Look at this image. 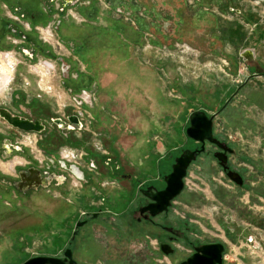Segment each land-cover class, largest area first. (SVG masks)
<instances>
[{"label": "rangeland", "instance_id": "374dc122", "mask_svg": "<svg viewBox=\"0 0 264 264\" xmlns=\"http://www.w3.org/2000/svg\"><path fill=\"white\" fill-rule=\"evenodd\" d=\"M96 1L102 8L106 6L104 0ZM155 2L158 12L147 13L141 10L143 21L149 25V28H145L142 34L143 44L133 45L132 50L140 57L142 69L147 72L143 76L144 80L147 77L151 78L154 72L157 74L155 81L159 80L162 88L151 84L149 88L151 97H145L146 102L138 106V112H143L146 118L154 120L155 116H149L153 115L150 113L149 105L153 104L154 108L159 105L164 106L168 100V115L161 116L157 120H170L171 129L173 130L174 126L176 136H179V132L184 136L182 140H176V150L172 152V157H166L161 161L158 172L160 174L151 173L149 169L147 172L144 167H140L139 176L150 174L147 185L163 186V181L156 178L159 175L162 178L171 171L174 159L183 149L198 146L196 141L186 136L185 130L183 132L182 125L185 129L189 125L188 114L196 109L212 114L223 105L221 112L213 119V135L221 139L226 146L233 148L228 164L243 176L241 186L228 179L212 156V150L217 147L206 143L205 151L187 168L184 187L172 201L168 214L166 216L162 214V217L158 216L155 220L161 217L162 222L176 225L182 230L189 226L193 231L192 234H195L191 239H198L199 242L220 240L226 244V251L232 244L239 245L246 242L250 233L263 238L264 75L252 78L248 76L255 72L252 63H258L259 67L263 68L264 61L257 59L247 61L240 56V53L244 49L253 48L258 53L264 54V0H236L234 8H238L240 13L228 11L226 6L223 9H216L213 2L205 1L212 4L213 9L218 12L203 11L200 14L187 6V0H155ZM203 5L208 7L207 4ZM114 11H112L113 15L116 14ZM73 14H76L75 11ZM212 14L217 17L213 18ZM156 17L159 19V33L153 36L159 43L153 44L147 38L149 33H154L151 24ZM121 18L123 22L126 21L125 17ZM232 22L238 23L237 27L242 32L241 37L235 38V44L229 41L232 33L222 39L217 38L218 29L225 25L234 27ZM254 22L257 23L256 28L253 26ZM251 27L256 30L254 34H248L252 32ZM53 31L51 28L54 37H48L50 42L43 41L49 48L51 47L52 54L39 55L34 60H29L20 54L19 39L15 37L13 40L17 42L11 43V47L10 44H7L8 46L0 44L4 49L14 50L18 56L15 78L4 90L5 92L0 94V107L19 116L29 114L31 117L49 119L47 122L51 125L41 133L23 132L22 136L13 137L14 142L20 145V152H25L30 157V163L43 166L44 159L63 160V153L73 150L78 154L82 153L78 167L89 169L91 166L89 157L83 154L84 150L78 146L74 135L70 139L72 144L64 142L63 137L55 136L54 139L49 136L58 130L50 118L60 117L66 120V115L69 113L67 110H70V114H76V106L68 100V97L80 93L74 91L71 94L66 93L68 90L66 86L72 88L67 85L66 78L64 84L60 85L62 80L58 66L60 64L57 63L56 76L53 68L49 70L47 77L51 78L50 82L53 80L62 91L65 89V93H62L63 98L70 102L66 105V109L57 108L55 97L49 94L41 95L48 101L42 106L32 103L33 101L28 103L23 101L25 95L22 93L24 92L22 80L24 78L35 80V87L37 82V76L30 70L29 65L35 66L39 59L55 61L56 56L62 57L61 64L68 63L70 56L68 49L57 39L56 31L55 33ZM38 68L42 69L40 66ZM149 72H152V75ZM121 82L125 83L122 79ZM239 85L241 88L236 92ZM118 86L120 91H125L120 84L116 89ZM28 91L35 92L34 87L31 85ZM122 103L127 104L123 101ZM27 104L47 112L40 113L38 110L31 112ZM87 104L83 103V105ZM0 131L3 134L12 133V127L1 117ZM78 133L81 136L85 135L87 139L84 130ZM150 159L157 164L160 158L151 154L146 164L150 165ZM39 160H42V163ZM25 166V160L20 155L0 159V264H4L6 258L11 255H20L15 251V246H27V253L21 255L24 257L34 252L47 251L53 244L61 246L66 237L60 235L70 231L77 215H82L85 210H96L97 207L104 206L100 198L102 196L100 189L95 188L98 194L96 198L91 200L92 197H88L89 199L85 201L79 181L71 176L64 191L49 189L27 195L20 194L16 189L5 191L4 186L7 185L2 179H17L18 170ZM132 182L137 185L135 180ZM124 185L130 187L126 181ZM111 186H106L109 188L106 190L112 193L122 187L121 184L118 185L119 187L114 184ZM136 193L139 194V191ZM125 198H130V194L121 196L118 203H112L110 211L107 208L104 210L102 218L91 222L90 240L94 248L87 250L90 264H150L155 261V241L162 232L151 222L143 220L137 223L132 215V211L136 208L135 204L133 207H126ZM135 199L138 204L144 202L141 194ZM91 203L94 204L90 206ZM81 204L85 206L82 207ZM241 251L245 256L244 260L250 263L251 259L246 250L241 249Z\"/></svg>", "mask_w": 264, "mask_h": 264}, {"label": "flooded vegetation", "instance_id": "af4514ba", "mask_svg": "<svg viewBox=\"0 0 264 264\" xmlns=\"http://www.w3.org/2000/svg\"><path fill=\"white\" fill-rule=\"evenodd\" d=\"M85 1L86 0H0V44H3V46H8L7 44H10L11 47L12 45L11 43L17 42V40H13V37H15L16 39H19L18 49L20 51V54L29 60H34L36 59V55H37L36 52L39 50V46L37 44H33L32 41L30 40L28 32L30 31L31 25L33 24L37 25L38 22L40 23L43 22L44 18H46L47 15L49 16L55 14L61 15L67 8L76 7L77 11H79L82 14L81 16L83 17L82 19H79L80 25L72 29L75 33L74 35L77 36V38L75 39L77 45L71 47L70 45H66V41L63 37L59 38V41H61V43L64 44L65 47H68V50L70 49L69 50L70 52L73 51L74 53H76V55L79 54V56L82 57L83 59L86 58V61L89 58L90 54L92 53H99L105 55H118V54L123 55L125 53H128V51L130 50V48L128 47L129 45L143 44V36H142L143 30L144 28L148 29L149 25H147L143 21L141 12L143 10H145L147 13L155 12V11L158 12L156 9L157 5L155 0H104L106 3L105 4L106 8H104L105 9L104 13H98L97 10L94 12L90 11L88 7H91L93 4L88 1V5H86ZM205 1L213 2L216 9H223L224 6H226L227 7L226 9L228 11L231 12L235 11L236 13H240V10L238 8H234L236 0H187L188 2L187 6L190 9L198 12L199 14L203 11H209L211 13L217 11L213 9L212 4H208V2ZM203 4H207L208 7L206 6L204 7ZM112 11H114L116 14L113 15ZM116 15L125 17L126 21L123 22L122 18L121 17L118 18ZM212 16L213 18L217 17L215 16V14L214 15L212 14ZM88 18H96L97 20L102 18V20L105 23V27L103 29L97 28L95 25H92V27L89 26L86 27L87 22L88 23L92 22L93 24H95L93 21L87 20ZM246 19H248V17H246ZM120 21L123 24L118 23ZM158 22H159L158 17L152 20L151 26L154 29V33L153 34L149 33L147 38L148 41H150L153 44L159 43L157 38L153 36L154 34L156 35L159 33ZM232 23L234 27H229V26L227 27V25H225V27L218 29L217 38L219 37L220 39H222L225 35L228 36L230 33H232L231 36L232 38L229 41L232 44H235L234 43L235 38L239 36L241 37L242 32L237 27L238 23L236 22H232ZM61 25H62V20L61 18H58L55 21L53 30L56 31L57 33ZM253 26L256 28L257 23L254 22ZM230 28L233 29L230 30ZM255 28L251 27L250 30H252V32H248V34H254V32L256 31ZM78 39H80V42ZM0 50H11V49H4V47L3 48L0 47ZM245 50H250V51L252 50L254 55L255 49L249 48V49H244L243 51ZM242 52L240 53L241 57H242L241 55ZM254 60H256L255 57ZM61 61H62V57L59 56L55 57L56 65L60 64L58 66H59L60 77L62 78L61 84L62 83L64 84L65 80H69L71 65L70 63H65V62L61 64ZM88 64L90 65V61H88ZM251 65L255 72H252V74H250L248 77L252 78L258 76L256 74L257 69L261 70L259 75H264V67L263 68L259 67V64L255 62L252 63ZM66 88H68L67 91L70 92V94L72 93V91L81 92L80 89L75 91V89L73 90L70 87L66 86ZM240 88L241 86L239 85L235 91L237 92V90H239ZM4 90L5 88L0 90V94L4 93L5 92ZM83 90L89 91L85 88ZM73 95L71 94V96ZM85 107L86 105L83 104L80 106L81 112H86ZM223 107L224 105L221 108ZM0 108H4V107H0ZM29 108L31 112H36L38 110L34 106L33 107L30 106ZM221 108L217 109L214 112L215 116L221 112L220 111ZM67 112H69L68 115H70V110H67ZM68 115H66V117ZM74 115L78 117L79 122L81 123L80 127H78L77 125H72L74 129L67 128L66 124L68 123V121L66 119L63 120L65 122L64 125H62L63 127H59L56 124V128L58 129L57 132L49 134V136L53 137L54 139H56L55 136H58V138L63 137L62 139H64L63 140L64 142H67L68 144H72L70 139L73 136V132H80L83 130L84 133L88 132L87 131V126L89 125L88 120H84V116L82 117V119H80L78 112H76V114ZM21 117L28 118L30 120H41V122L45 125V129H47V127L51 125L50 122H47V120L49 119H45L42 117L35 118V117H31L29 114H25ZM50 120H52V118H50ZM212 133H213V125H212ZM214 138L217 139L219 142L223 143L221 139L216 137ZM0 139H1L0 158L11 157L14 156V154H20L25 158L29 157L25 152H20L19 150L20 148L19 149L15 148L16 146L18 147V145L14 142L12 133L5 134L4 137L0 136ZM206 143H209L214 147H217L216 144L211 143L209 141H205L204 150L200 152L197 155V157L205 151ZM197 144L198 146H193L190 149L193 150L196 148H200L201 143L197 142ZM50 147H53V145H50ZM227 147H229V145ZM231 149L233 150V148ZM222 151H223L222 149L217 147L215 148V150H212V156L215 158L218 165L227 175L228 171H235L232 168H230L228 164L229 156L232 155L233 151L232 152L226 151L224 152V154L221 155V157L224 158L225 160L224 165L226 166V169L223 168V166L220 164L216 156L219 155V153H222ZM88 161L91 165V166L89 165L90 168L82 169L72 163H68L60 159L56 161L52 159L47 161L46 159H44L43 166L41 165L38 166L35 163H30L31 162L30 159L28 162H26V166L24 168L20 167L21 169L18 170L17 179L15 180L2 179V182H4L7 185L4 186L5 191H9V190L11 191L16 189L20 194L27 195L31 192L48 191L49 189L64 191V188L66 187L68 181H70V176H71L79 181L80 187L84 191L83 198L85 199V201L89 199L88 197L92 195L90 190L92 191V189H95L94 188L95 186L97 189L101 190V194H102L101 200H102V205H104L103 207H97L96 210L95 209L91 211L85 210L80 216L77 215L76 218L74 219V223L72 224V228L70 229V231L60 235L62 237H66V240H64L63 243H61V246H56L53 244L52 246H50V249H48L47 251L34 252L30 255L28 254L25 257L21 255L27 253V246H23V245L15 246V251H17V253H19L20 255H11L7 257L6 258L7 260L4 262V264H24L26 260L34 257L53 258L57 260V263L33 261V262H29L28 264H90V261L87 258L90 255H88L87 250L93 247L90 240V236H92V230L89 229L91 222L100 218L101 215H103L104 210H106V208L109 211L111 210L110 208L112 205V200L110 196L111 191L106 190L108 188L106 187L108 186V183H105L104 180H102V178H100L96 183L95 181H93V177L90 174V170H93L97 166L94 160L88 159ZM39 162L42 163V160H39ZM103 162L106 163L107 166L109 165L110 160L105 158ZM113 169L114 170L111 171L112 175H114V177L119 178L122 181L121 188L124 189L122 191L124 193V196L128 195V193L130 194V198L124 199L125 202L127 203L126 207H133V204H135L136 208L132 211V215L134 216L135 221L137 223H140L143 220L151 222L155 225L157 229L160 230V232H162L161 236L158 235L159 237H157L155 241V248H154V255L156 256L155 261L150 264H181L185 262L190 256H192L197 252L196 251L197 247H200L205 244H213V243H221L223 245V252L221 254L222 264H226L223 261V254L226 251V244H224L222 241L214 240V241L199 242L198 239L195 238L191 239L193 237L192 235L195 234H192L193 231L189 226H187L186 229L182 230L178 228L176 225L170 223H164L161 221L162 214L163 216H166V214H168L169 208L171 207L172 201L174 199L171 200V204L170 206H168L166 211H163L153 217H149L145 219L143 217V214L139 213V208L150 203L151 200L145 197L144 195H142L140 190L146 188L147 186H151V185H147L148 183L147 180H150V178L147 179L145 182H143L142 180H135V182H137V185H135L132 182L133 176L131 174H129L128 172L121 171L120 167L116 164L113 166ZM235 172H237L242 177L243 180V176L238 171ZM123 175L126 176L123 177ZM128 175L130 176V178L127 177ZM164 176L165 175H163L161 178L159 175V177H157L156 179L160 178V180L163 181ZM227 178L229 179L228 176ZM22 180L23 182L21 184L20 182ZM125 181L131 182V184H129L130 187H128L129 189L128 188L126 189V186L124 185ZM37 183L38 185L36 186ZM164 187H165V183L163 181V186L156 188L163 189ZM137 191H139V194L136 193ZM137 194L138 195L141 194L143 196L144 198L143 203L140 204L136 203L135 197L138 196ZM92 199L93 198H91V200ZM92 204L94 203H91L90 206ZM81 206L84 207L85 205L81 204ZM79 211L80 209H78V212ZM158 216L161 217L160 219L158 218V220L156 221L155 219ZM67 249L70 250L69 256L65 254V251ZM70 261H72L73 263H70Z\"/></svg>", "mask_w": 264, "mask_h": 264}, {"label": "crops", "instance_id": "0c3cea01", "mask_svg": "<svg viewBox=\"0 0 264 264\" xmlns=\"http://www.w3.org/2000/svg\"><path fill=\"white\" fill-rule=\"evenodd\" d=\"M88 1L93 4L91 6L92 8L88 7L90 11L94 12L97 10L98 13H104L105 6L102 8L97 4L96 0H86V5H88ZM74 11L77 15L73 14ZM81 15L76 7H69L61 15H47L43 22H38L37 25H31L30 31L28 32L30 40L33 44L39 46V50L36 52V59L39 55H49L53 51L50 50L51 47L49 48L43 42L44 40L39 34L40 28L47 27V29H54L55 21L61 18L62 25L59 28V33H56V36L58 35L57 39L63 37L66 45H70V47L75 46L77 45L75 40L77 36L74 35L75 33L72 29L80 25L79 19L83 18ZM87 20H91L95 24L87 22L86 27H92V25L102 29L105 27L102 18L99 20L96 18H88ZM53 32L55 33V31ZM78 40L80 42V39ZM133 45H129L130 50L123 55L92 53L87 61L86 58L83 59L79 54L76 55L73 51L70 52V49L68 50L70 56L69 59L67 58V62L71 65V71L67 85L71 86L75 91L85 88L92 94L91 99H89L90 102L86 105L88 111L86 110L83 114L84 120H88L89 124L87 126L88 132H86L87 139L85 135H82L84 136L82 137L78 132H73V135L77 138L76 143L78 146L84 150L83 154L88 155V159H92L96 163L97 167L90 170L93 181L96 183L102 178L110 187H112L111 184L119 187L118 185L122 183L119 178L114 177L111 173L115 169H113L115 164L120 167L121 171L131 174L133 176L132 180H142L145 182L149 179L150 174L148 173L149 175L140 177L138 174L140 167H144V170L147 172L149 169L154 174L160 172L161 161L166 157H172V152L176 150V140H182L184 136L180 132L178 134L179 136H176L174 126L173 130L171 129L172 122L170 120H157L161 116L168 115V100H166L167 102L164 106L159 105L154 108L153 104L149 105L150 113L153 114L149 116H155L156 119L154 120L146 118L143 112H138V106L146 102L145 97H151L149 91L151 84L159 87L162 84L159 83V80L155 81L157 74L154 72L153 75L151 74L152 72H149L152 75L151 78L147 77L144 80L143 76L147 72H144V69H142L140 57L136 52H133ZM254 51V57L257 60L264 61V54H261V52L258 53L256 50ZM88 61H90V65ZM121 79L125 81L124 84L121 82ZM25 81L31 83L25 84ZM34 82L35 80L33 79L31 81L27 78L22 80L24 90L22 93L25 95L23 96L24 102L28 103L33 101L32 103L42 106L44 103H48V101L45 100V96L39 97L37 95L38 93L36 94ZM119 84L125 88V91H120L119 86L116 89ZM31 85L34 87L35 92H27L28 88H31ZM122 101L124 103L127 102V104H123ZM27 105L29 107L32 106L31 104ZM39 112L43 113L47 111L39 109ZM182 128L184 132L185 126L182 125ZM22 133L18 129L12 128L13 137L16 135L22 136ZM4 135L5 133L3 134L0 131V136L4 137ZM144 145L145 147L148 145V147L145 148ZM19 146L15 148L19 149ZM151 154L159 156L160 159L157 160V164L151 159L150 165L146 164ZM1 158L3 159V157ZM23 158L25 163L30 160V157ZM105 158L110 160L107 166L103 162ZM127 184H131V182L127 181ZM125 186L127 189L128 186ZM94 188L96 187L94 186ZM123 190L119 187L115 193L111 191L112 203H115L121 196H124ZM90 192L92 193L90 197L96 198L98 196L95 189H92Z\"/></svg>", "mask_w": 264, "mask_h": 264}, {"label": "water", "instance_id": "95a60500", "mask_svg": "<svg viewBox=\"0 0 264 264\" xmlns=\"http://www.w3.org/2000/svg\"><path fill=\"white\" fill-rule=\"evenodd\" d=\"M242 57L247 61L254 59L253 51L245 50L242 52ZM261 70L257 69L256 74L259 75ZM0 117L11 127L24 131V132H35L41 133L45 130V125L41 120H30L18 115L12 114L5 108H0ZM214 114H207L204 110L196 109L190 112L188 120L189 125L185 129L186 136L196 142H200V148L191 150L190 148L183 149L180 154L174 159L171 167V171L165 174L163 181L165 187L163 189H157L154 186H147L141 189L142 195L151 200L150 203L139 208V213L143 214V217H153L163 211H166L168 206L171 204V200L174 199L184 187V177L186 176L187 168L190 163L196 159L197 155L204 150V142L209 141L217 145L218 148L222 149V153L216 155L220 164L226 169L224 165V158L221 157L224 152H232L233 150L227 147L224 143L219 142L213 137L212 125ZM68 123L67 128L74 129L72 125L81 126L79 119L76 115L70 114L66 117ZM52 122L57 124L59 127H63L64 121L60 117L53 118ZM126 175H123L125 177ZM227 176L237 185L243 183L242 177L235 171H228ZM130 178V176H127ZM23 180L20 182L22 184ZM38 183L36 184V186ZM196 253L190 256L185 262L181 264H222V252L223 245L221 243L205 244L196 248ZM67 256L70 255V250L65 251ZM33 261L52 262L57 263L56 259L48 257H34L26 260L24 264H28ZM70 263H73L70 261Z\"/></svg>", "mask_w": 264, "mask_h": 264}, {"label": "built area", "instance_id": "2783aa9c", "mask_svg": "<svg viewBox=\"0 0 264 264\" xmlns=\"http://www.w3.org/2000/svg\"><path fill=\"white\" fill-rule=\"evenodd\" d=\"M43 29L46 31L47 27L40 28L39 32L42 36V39L44 41H49L50 39L48 37H54L52 32L48 33L46 31V34L43 33ZM57 41V40H56ZM5 64L9 67L10 71L8 73V86L12 84L15 76V68L18 63V56L14 50H0V64ZM40 66L42 69H39L38 66ZM35 66L29 65L30 70L34 72L37 76V85L39 89V94H49L53 95L55 97V102L57 105V108L66 109V105L70 102L73 103L76 106L77 112L79 113L80 119H82L84 112H81L80 106L83 103H89V99H91V94L86 91L82 90L80 93L71 96V98L68 97V102L65 97L63 98V94L65 93L64 90L62 91L60 87L55 85L56 83H53V80L50 82L49 77L47 75L50 73V69L54 68V76H56V66L55 67H48L49 61L47 59L44 60H38V63ZM44 70V71H42ZM45 72L47 74H45ZM25 84H28L27 81H25ZM61 85V83H60ZM7 86V87H8ZM63 93V94H62ZM66 93L69 94V92L66 90ZM58 98V99H56ZM82 121V120H81ZM232 137V136H231ZM36 142H34L35 145ZM35 147V146H34ZM82 157V153L78 154L73 150H68L63 153L62 158L64 161L72 163L76 166L80 165V158ZM246 242L241 243L239 245H230L229 250L225 251L223 254V261L226 264H264V236L263 238H258L255 233H250L249 236H247ZM241 249H245L247 252L248 257L251 259L250 263H247L244 260V254L241 251Z\"/></svg>", "mask_w": 264, "mask_h": 264}, {"label": "bare ground", "instance_id": "6f19581e", "mask_svg": "<svg viewBox=\"0 0 264 264\" xmlns=\"http://www.w3.org/2000/svg\"><path fill=\"white\" fill-rule=\"evenodd\" d=\"M48 33H50V31H51V29H47L46 30ZM46 31L43 29V33L44 34H46ZM39 34H40V32H39ZM41 35V34H40ZM17 65H18V63H17ZM17 65H16V68H17ZM49 68L52 66V67H55V66H57L56 65V62L55 61H49V65H47ZM16 68H15V73H16ZM9 71H10V69H9V67L8 66H6L5 64H0V90H2V89H6L7 88V86H8V78H7V76H8V73H9ZM15 73H14V75H15ZM28 84H30V82H28ZM36 87H37V89H38V85H37V82H36ZM40 92H39V89H38V94H39ZM41 95H43V94H41ZM41 95H38L39 97L41 96Z\"/></svg>", "mask_w": 264, "mask_h": 264}, {"label": "trees", "instance_id": "16d2710c", "mask_svg": "<svg viewBox=\"0 0 264 264\" xmlns=\"http://www.w3.org/2000/svg\"><path fill=\"white\" fill-rule=\"evenodd\" d=\"M118 23H120V24H123L121 21L120 22H118ZM145 29V28H144ZM143 32H144V30H143Z\"/></svg>", "mask_w": 264, "mask_h": 264}]
</instances>
